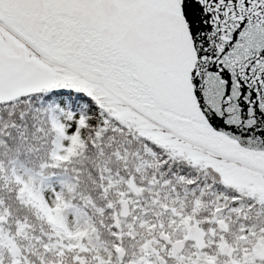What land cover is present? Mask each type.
<instances>
[{
  "label": "snow or ice",
  "instance_id": "6c2138e0",
  "mask_svg": "<svg viewBox=\"0 0 264 264\" xmlns=\"http://www.w3.org/2000/svg\"><path fill=\"white\" fill-rule=\"evenodd\" d=\"M45 113L55 136L21 171L29 121ZM93 113L160 129L172 153L211 167L217 179L193 199L215 197L213 228L202 233L181 213L187 240L161 234L163 250L142 245L129 257L87 246L86 229L62 223L80 173L58 170L82 154ZM254 182L264 183V0H0V264H264V224L249 219L264 213ZM11 200L50 231L29 235Z\"/></svg>",
  "mask_w": 264,
  "mask_h": 264
},
{
  "label": "trees",
  "instance_id": "16d2710c",
  "mask_svg": "<svg viewBox=\"0 0 264 264\" xmlns=\"http://www.w3.org/2000/svg\"><path fill=\"white\" fill-rule=\"evenodd\" d=\"M33 104L46 107L48 102L40 104L38 97ZM68 106L69 102L65 101L64 107ZM77 107L87 111L83 102ZM101 121L105 123L101 124ZM33 123L40 129L34 138L31 137ZM29 124L30 139L19 152L17 167L21 171L24 170L21 164L35 166L37 160L46 154L55 136L47 113L38 114L36 121L30 120ZM93 124L106 129L102 138H95L96 127ZM155 130L161 132L160 129ZM82 136V154L74 156L72 162L58 171L60 176L65 171L72 174L73 169L80 173L75 192L69 194L65 191L68 206L62 209L61 222L66 226L86 229L84 242L87 246L101 250L105 247L128 248V240L157 239L159 233L167 236L175 233L174 238H181L180 229L184 227L178 219L181 213H185V218L203 233L213 228L208 221L213 219L212 202L215 197L206 196L201 205L195 206L193 194L199 195L200 189H206L207 184L217 177L211 167L201 166L198 156L193 155L189 159L179 153L174 154L165 147L162 135H149L138 127L121 128L96 113L92 114ZM142 137L149 140L158 137L161 142L157 146ZM118 151L119 155H115ZM143 177L151 178V183ZM177 177H183L184 182ZM56 187L59 189L58 184ZM221 194L231 196L230 190L227 193L221 191ZM249 194L255 195L257 200L264 198V183L254 182ZM121 198L128 201L130 213L125 218L119 217L121 230H117L114 214L118 212V200ZM10 203L14 217L18 216L29 225V235L50 231L49 222L41 215H34L32 208L24 207L15 200ZM249 219L251 223L264 224V213L257 209Z\"/></svg>",
  "mask_w": 264,
  "mask_h": 264
},
{
  "label": "flooded vegetation",
  "instance_id": "af4514ba",
  "mask_svg": "<svg viewBox=\"0 0 264 264\" xmlns=\"http://www.w3.org/2000/svg\"><path fill=\"white\" fill-rule=\"evenodd\" d=\"M181 238H183V237H181ZM177 239H180V238H177ZM127 243L129 245L128 248H124V247L123 248L118 247V248H121L123 250L124 254L129 256V257L134 253H138L140 250V247L142 245L151 244L152 246H154L157 249H160V245H164V247L166 246L165 242L162 241L161 239H159V237L157 239H143L141 241L132 239V240H128ZM185 247H186L187 251H191V249L188 247V245H185ZM117 264H119L118 261H117Z\"/></svg>",
  "mask_w": 264,
  "mask_h": 264
},
{
  "label": "water",
  "instance_id": "95a60500",
  "mask_svg": "<svg viewBox=\"0 0 264 264\" xmlns=\"http://www.w3.org/2000/svg\"><path fill=\"white\" fill-rule=\"evenodd\" d=\"M121 200L125 201V203H124V204H121V203H120ZM121 200L118 201L119 204H120V206H119V211H118V213H115V214H114V223H115V227L117 228V230H120V225H119V223H118V219H119V217H120V218H125V217H127V216L129 215V212H130L129 203H128L125 199H121ZM161 234H163V233H160V234H159V236H158L159 239H160ZM163 236L167 237V236L164 235V234H163ZM183 239L187 240V237H185V238H183ZM121 250H122V249H121ZM122 251H123V250H122Z\"/></svg>",
  "mask_w": 264,
  "mask_h": 264
},
{
  "label": "rangeland",
  "instance_id": "374dc122",
  "mask_svg": "<svg viewBox=\"0 0 264 264\" xmlns=\"http://www.w3.org/2000/svg\"><path fill=\"white\" fill-rule=\"evenodd\" d=\"M150 132H151V134H157L158 136H160V135H162L163 137H164V133L163 132H160V131H151V130H149ZM148 133V132H147ZM149 134V133H148ZM201 231V230H200ZM202 232V231H201ZM203 233V232H202Z\"/></svg>",
  "mask_w": 264,
  "mask_h": 264
},
{
  "label": "clouds",
  "instance_id": "9594fccd",
  "mask_svg": "<svg viewBox=\"0 0 264 264\" xmlns=\"http://www.w3.org/2000/svg\"><path fill=\"white\" fill-rule=\"evenodd\" d=\"M143 178L149 179V183H151V178H148V177H143ZM169 179H171V178H169ZM163 248H164V245H160V249L163 250Z\"/></svg>",
  "mask_w": 264,
  "mask_h": 264
}]
</instances>
